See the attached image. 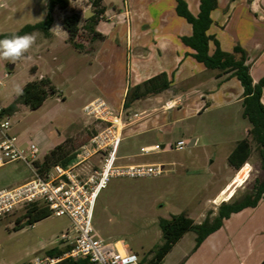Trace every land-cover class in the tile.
I'll list each match as a JSON object with an SVG mask.
<instances>
[{"label":"rangeland","instance_id":"obj_1","mask_svg":"<svg viewBox=\"0 0 264 264\" xmlns=\"http://www.w3.org/2000/svg\"><path fill=\"white\" fill-rule=\"evenodd\" d=\"M48 1L0 0V35L18 32L26 25L43 21L48 13ZM169 1L171 0H104L107 14L102 21L100 20V29L102 31L105 29L108 34L109 27L127 22L133 25L134 33L142 31L151 37L157 31L154 24L159 20H168L167 17L159 16L163 15V7H166ZM185 1L190 12L197 16L200 11L199 0ZM229 4L231 8L238 9L237 13L231 15V23L227 28H213V33L225 44L224 48L234 39L242 43H252L250 59H247L246 64L248 65L254 56L261 55L253 72L257 77L258 71L264 66V0H230ZM259 5L263 6V11L257 9ZM115 8L120 10L119 16L109 22L106 18L115 11ZM72 9L84 17V13L89 12L91 6L87 0H81L73 2ZM255 14L258 16L257 19ZM63 16L64 13L55 12L52 38L46 37L41 31L31 33L36 36L35 44L20 60L12 63L0 59V108L7 107L15 101L18 97L15 92L17 86L23 89L28 82L40 77L33 71L36 66L39 67L38 71L41 74L48 75L56 88V93L49 96L38 109L33 110L26 105L18 104L17 111L9 119L11 123L9 134L17 138L18 146L22 145L21 149L24 151H28L30 147H37L39 151L37 160L42 162L60 140L67 139L75 131L74 124L90 122L89 117L83 112V107L85 97L92 93L88 76L95 69L88 66L86 57L64 42L65 34L60 22ZM240 20L244 22L240 23ZM145 24L147 28L141 29L146 26ZM78 42L83 44V48L93 51V44L88 43L84 30L81 31ZM238 110L239 106H234L229 110L213 111L205 117H221L222 113L226 112L229 113L227 115L230 119L235 120L239 117ZM79 129V136H85L86 141L78 143L75 137L67 141L76 148L90 138L88 127ZM142 139L144 138H139L138 141L124 140L119 146L120 155L124 154L125 150L135 154L141 153ZM76 148L74 147V150ZM189 150L190 147H187L183 152H167L162 155L163 158L149 155L142 157L141 160L146 162L163 160L166 163V172L160 176L111 177L96 202L92 236L105 242L122 241L139 259L150 258L163 243L159 221L181 213L196 212L198 207L203 208L208 200L215 196L218 185L224 178V172L219 170L218 176L211 179L201 164L191 166V169L169 164V161L177 162L179 157L185 156ZM253 155L254 164L249 173L248 185L245 187L247 192L252 191L256 179L263 178L259 150L256 146ZM127 161H119L117 165L124 166ZM16 162L19 163L6 167L10 175L23 176L29 173L26 163ZM242 197L243 194H238L236 198ZM220 204L219 201L210 205L206 216L211 211L217 213ZM24 212L25 206H20L12 213L0 217V264H27L35 257L44 256L52 248L65 246L59 240L61 235L70 229L71 222L67 217L51 215L34 225L15 230L17 218Z\"/></svg>","mask_w":264,"mask_h":264},{"label":"crops","instance_id":"obj_2","mask_svg":"<svg viewBox=\"0 0 264 264\" xmlns=\"http://www.w3.org/2000/svg\"><path fill=\"white\" fill-rule=\"evenodd\" d=\"M229 1L218 0V7L211 14L213 23L209 34L215 37L223 51L232 53L235 47L240 46L246 51L250 59L252 43H242V41L238 42L234 39L224 48L223 45L225 44L213 33V28H227L231 23V15L234 16L237 13L238 9L236 7L231 8ZM200 2L201 0H199ZM103 5L106 8L105 17L107 7L104 0ZM176 6V0H171L166 7H163V15L159 17H167L168 20L157 21L154 24L157 31L151 37L142 31L134 33L133 25H129L127 22H115L116 24L107 29L109 30L107 34L105 29L104 31L100 29L102 20L99 21L96 31L103 36V39L88 41V43L93 44V51L91 52L90 49L86 48L81 51L75 49L67 41L68 36L65 30L63 28L62 30L65 34L64 42L72 46L77 53L86 57L85 61L88 66L95 69L88 76L92 93L87 97L84 96L85 105L95 98H103L111 108L124 113L125 128L122 134V142L126 139L138 141L139 138H144L140 141L142 143L139 154L125 150L124 154L120 155V147L117 164L119 161L128 160L124 166L163 164L167 167L163 160L154 159L156 161L146 162L141 158L145 155L163 158L162 155L167 152H183L187 147H190L185 156L179 157L177 162L169 161V164H177L187 169H191L190 167L196 164H201L211 179L218 176L219 170L224 172V178L220 181L215 196L208 200L203 208L198 207L196 212L185 213L192 217L197 224H201L207 217L206 212L210 205L219 201L221 204L228 202L233 196L234 200L239 201L253 192L254 186L250 192L245 191V187L248 185L249 173L254 164L253 150L255 146L258 149V146L255 142H251L252 155L240 170H236L230 165L229 156L237 144L246 138L252 141L250 135L252 126L248 119L243 116L244 89L237 77L232 74L223 75L219 70L207 69L193 57L194 51L181 41L182 37L191 36L193 29L185 19L181 20L176 12ZM257 9L263 11V6L259 5ZM87 13L89 18L94 16L90 11ZM118 13L120 10L115 8V11L106 19L111 22L119 16ZM255 17L258 18L256 14ZM243 22L240 20V23ZM53 28L51 30L52 36H54ZM146 28L147 25L141 27V29ZM215 49L216 45L211 42V54ZM260 59L261 55L254 56L248 63L255 84L264 77V66L258 71L257 77L253 74ZM56 61L58 62V59ZM60 66L62 67V65ZM35 68V75H40L37 77L38 79L44 76L48 77L47 74H41L38 71V66ZM161 74L166 75L167 81L170 83L169 89L156 95L151 94L134 99L133 97L139 93L136 91L129 101L131 90ZM125 103H128V107H125ZM262 103L264 104V94ZM234 106H239V117L235 120L230 119L227 115L229 113L226 112L222 113L221 117H205L213 111L229 110ZM89 119L90 122L74 124L75 131L67 139L60 140L54 148L64 145L67 154L75 157L79 148L89 140L82 143L79 148L68 144L67 141L74 137L78 143L86 141L85 136H79V128L82 127L89 128L91 137L95 131V124L91 118ZM181 140L186 142V148L183 151H177L174 146ZM157 145L160 146V150L150 154L142 153L143 148H154ZM21 146L19 145L20 148H22ZM168 147L170 148L168 149ZM13 163L19 162L0 166V191L20 186L32 179L30 168H28L29 173L23 176L10 175L6 167ZM37 164L38 166L41 165L42 161L37 160ZM246 168L248 172L243 183L234 187L233 194L227 200L224 193L231 188V185L235 183ZM261 179H264V171ZM238 194H243V197L237 199ZM215 215H217L216 212H214ZM196 239L195 232H187L165 256L161 264H263L264 197L255 207H247L240 212L233 213L224 220L219 230L209 235L198 246ZM64 244L65 246L60 248L61 250L70 246L67 243Z\"/></svg>","mask_w":264,"mask_h":264},{"label":"trees","instance_id":"obj_3","mask_svg":"<svg viewBox=\"0 0 264 264\" xmlns=\"http://www.w3.org/2000/svg\"><path fill=\"white\" fill-rule=\"evenodd\" d=\"M81 0H49L48 13L46 18L36 24H29L20 31L14 33H5L0 35V39L11 38L13 35L31 34L35 31H41L46 37H51V30L54 24V14L56 11L64 13L61 18L62 28L67 33V41L78 51L83 49V44L78 42L81 31L87 34L88 41L103 39V36L96 31V26L104 16L105 6L103 0H87L90 3L94 16L89 19L84 18L77 10L72 9V3ZM176 12L192 26L193 33L191 36H184L181 41L194 51L193 57L202 63L207 69L219 70L221 74H232L240 81L243 89V116L248 119L252 128L250 135L252 141L248 138L240 141L229 156L230 165L240 170L252 155L251 142L258 146L261 168L264 171V104L262 96L264 94V77L258 83H254L250 73V67L246 64L248 59L246 51L237 46L232 53L225 52L221 49L219 42L215 37L209 34L213 23L211 18L212 12L218 7V0H201L200 11L194 16L185 0H176ZM216 45L215 51L211 54L210 43ZM34 67L33 71L35 72ZM170 83L167 81L165 74L158 75L141 86L131 90L129 101L132 94L136 91L139 93L134 99H139L151 94H159L169 89ZM56 93V88L49 77L44 76L28 82L23 88V95H19L15 101L7 107L2 108V115L11 117L17 111V105L23 104L35 110L41 107L47 98ZM128 107V103H125ZM74 158L73 155L67 154L64 145H59L48 154H46L41 168H49L53 164L60 163L67 165ZM38 166V164H37ZM264 197V179H256L253 192L246 195L242 200H234V196L228 201L223 202L217 215L211 211L206 219L197 224L195 220L185 213L173 215L170 219H161L159 227L162 231L163 243L154 251L150 258H144L140 264H161L165 256L180 241V239L189 231L197 235L196 243L200 245L209 235L219 230L225 219H228L233 213L242 211L247 207H255ZM52 215L51 210L40 203H32L25 206V212L17 218L15 230L25 226L34 225ZM71 246L61 250L58 247L52 248L48 254L54 257H61L69 251ZM58 264H91L87 258H75L61 261ZM264 264V262H263Z\"/></svg>","mask_w":264,"mask_h":264},{"label":"built area","instance_id":"obj_4","mask_svg":"<svg viewBox=\"0 0 264 264\" xmlns=\"http://www.w3.org/2000/svg\"><path fill=\"white\" fill-rule=\"evenodd\" d=\"M83 112L95 124L89 141L67 165L57 163L44 170L36 165L38 148L30 147L24 151L18 146L17 138L9 134L10 118L3 116L0 108V166L23 161L32 172V179L26 183L0 191V217L20 206L40 203L47 206L52 215L70 220V229L61 235L59 242L69 244L71 249L61 257L48 254L35 257L28 264H58L75 258H87L91 264H140L141 259L123 242H105L92 236L96 202L111 177L160 176L166 172L165 165H117L125 128L124 113L111 108L101 97L87 103ZM185 148L184 140L174 146L177 151ZM160 149L158 145L143 148L142 153L150 154Z\"/></svg>","mask_w":264,"mask_h":264},{"label":"clouds","instance_id":"obj_5","mask_svg":"<svg viewBox=\"0 0 264 264\" xmlns=\"http://www.w3.org/2000/svg\"><path fill=\"white\" fill-rule=\"evenodd\" d=\"M34 34L13 35L11 38L0 39V59L12 63L20 60L35 44ZM16 95H23V89L19 86L15 89Z\"/></svg>","mask_w":264,"mask_h":264},{"label":"bare ground","instance_id":"obj_6","mask_svg":"<svg viewBox=\"0 0 264 264\" xmlns=\"http://www.w3.org/2000/svg\"><path fill=\"white\" fill-rule=\"evenodd\" d=\"M243 171V170H242ZM248 172V169H244L243 172H241V175L236 179L235 183L231 185V188L228 189L225 193H224V197L228 200L229 197H231V195L233 194L232 191H234V187L236 185H239L241 183H243V180L245 179V176Z\"/></svg>","mask_w":264,"mask_h":264},{"label":"water","instance_id":"obj_7","mask_svg":"<svg viewBox=\"0 0 264 264\" xmlns=\"http://www.w3.org/2000/svg\"><path fill=\"white\" fill-rule=\"evenodd\" d=\"M90 12H91L92 14H94V12H93V11H91V10H90ZM84 17H85L86 19H88L90 16H89V14H88V13H86Z\"/></svg>","mask_w":264,"mask_h":264}]
</instances>
